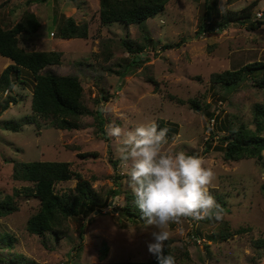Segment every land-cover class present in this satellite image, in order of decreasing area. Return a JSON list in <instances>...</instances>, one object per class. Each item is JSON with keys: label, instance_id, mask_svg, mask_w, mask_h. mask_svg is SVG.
Here are the masks:
<instances>
[{"label": "rangeland", "instance_id": "1", "mask_svg": "<svg viewBox=\"0 0 264 264\" xmlns=\"http://www.w3.org/2000/svg\"><path fill=\"white\" fill-rule=\"evenodd\" d=\"M254 1H258V9L264 12V0H219L218 8L222 13L239 11ZM203 3L204 0H171L156 17L127 26L121 22L102 25L98 15L100 0H0V22L5 28L16 25L26 10L38 16L42 27L39 35H35L36 43L31 46L29 39L22 37L23 47L63 52L62 64L45 71L78 76L84 87V104L91 112L102 113L104 119V134L95 115L85 116V129L74 131L53 129L45 122L40 129L24 126L21 131L13 132L0 124V192L12 195L16 189L28 185L13 179L14 165L36 161L71 163L72 171L92 182L99 193L131 191L128 167L116 159L117 142L106 135L105 129L109 124L134 128L164 120L179 126V133L168 140L165 149L199 153L204 167L215 173V187L211 189L223 194L227 204L222 221L182 218L180 223L170 224V239L186 245L196 263L264 264V247L258 248L256 244L264 239V167L261 166L264 160L226 161L217 139L206 150L217 119L224 122L226 117L232 121L239 118L240 122L251 125L254 105L264 104V89L252 87L250 81L232 91L212 83L214 74L254 62L264 63V25L256 29L234 25L198 35ZM69 17L89 25L87 40L60 38L62 22ZM45 32L46 37L40 35ZM39 37L45 40V45ZM147 38L149 45L137 58L140 66L125 76L114 73H125V66L135 57L128 53L123 40L142 45ZM180 42H183L180 48L164 49L166 44ZM104 48L112 50L111 63L119 65L111 73L104 70L99 57ZM2 66L0 59V70ZM32 87V77L23 72L11 92L18 102L11 104L0 122L20 121L32 114ZM189 100H200L202 110L192 109L186 104ZM208 112L215 115L214 120L209 121ZM80 154L89 157L82 159ZM76 185L75 180L61 183L57 191L73 190ZM106 201L108 206L102 213L96 214V210L89 216L71 218L67 223L68 236L58 241L53 234L41 238L28 233L27 221L38 211L40 202L21 198L19 211L0 220V231L14 238L13 249L0 248V264L1 260L6 264L21 262L22 258L33 264L149 261L153 254L147 246L158 229L145 227V222L124 215L120 211L125 205L122 196H108ZM224 223L232 234L226 241L218 237ZM239 230L241 233L236 234ZM104 243L109 253L102 261L99 254Z\"/></svg>", "mask_w": 264, "mask_h": 264}, {"label": "trees", "instance_id": "2", "mask_svg": "<svg viewBox=\"0 0 264 264\" xmlns=\"http://www.w3.org/2000/svg\"><path fill=\"white\" fill-rule=\"evenodd\" d=\"M171 0H100L99 21L102 25L114 22L125 23L127 26L140 25L150 18H154L164 12ZM219 0H204L202 5L201 19L198 35L211 31L212 29L224 30L234 25L260 28L264 25L263 20H257L258 1H254L245 8L234 11L226 10L220 12L218 8ZM31 6V3L29 4ZM206 22V23H205ZM41 28V21L31 10H26L20 21L11 28H5L0 22V57L9 59L11 64L0 74V117L7 112L11 104L16 105L18 99L11 94L16 82L20 80L22 73H28L33 79L31 110L32 114L24 116L20 121H1L3 128L19 132L24 126L42 127L46 126L62 131H74L85 129L86 124L83 118L87 115H95L94 119L104 134V119L102 113L91 112L84 104V87L78 76H60L52 71H45L47 68L60 66L62 64L63 52L58 50L36 51L28 50L22 45V37H33ZM60 38L62 40L82 39L87 40L90 36L89 25L79 24L73 17L65 18L60 27ZM145 44H137L132 40H123L128 53L135 54L131 63L125 66L124 71L114 73L125 76L131 70L140 66L138 55H142L149 45L150 39H145ZM183 42L176 44H166L165 50L176 49L182 46ZM103 61V68L107 72H113V67L119 66L111 61L114 54L110 48H104L99 54ZM45 71V72H44ZM251 86L260 90L264 89V63L254 62L245 65L237 70H227L214 74L213 85H217L226 91L237 90L241 86L245 87L248 82ZM23 85L24 81H20ZM5 96V97H4ZM107 100L105 95H102ZM179 103H183L179 101ZM186 104L192 109L202 110L200 100H189ZM209 108V105H206ZM252 124L231 120L226 117L224 122L217 119V126L212 130L206 142V150L210 149L212 143L218 141L219 151L223 153L226 161H240L253 159L264 160V104L257 103L253 107ZM210 120H214V114L207 113ZM237 121V122H236ZM159 128H167L168 140H171L179 133L177 124L158 120ZM253 126V127H252ZM221 133H223L221 135ZM188 155L197 156L199 153L190 152ZM79 157L85 159L88 154H80ZM264 167V162L261 163ZM13 179L25 182L28 185L16 189L12 195L0 192V220L19 211V200L37 199L40 202L38 211L30 216L26 229L30 235L45 238L48 234H53L59 241L67 234V223L71 218L89 216L96 210H103L108 206L107 197H123L125 205L120 211L137 221L145 222L142 213L134 203L131 191L122 192L110 190L99 193L93 183L85 179L80 173L72 171V165L68 162H17L14 165ZM75 180L77 185L73 190L59 192L57 185ZM264 189V188H263ZM216 202L226 208V200L223 194L214 189H210ZM191 219V218H188ZM192 220V219H191ZM204 222L209 219L200 220ZM227 223L223 224V229L219 234V239L226 241L232 234L227 228ZM66 229V230H65ZM241 233V230L236 231ZM214 239V237H213ZM14 238L7 232L0 231V248L13 249ZM258 248L264 247V239L256 242ZM165 254L170 253L175 257L176 264H204L196 263L188 250V247L179 244L174 239L166 242ZM207 248V246L205 247ZM109 248L104 243L100 248V260H106ZM23 261H11L9 264H33L22 258ZM1 264H6L1 260ZM125 264H158L156 257L147 262L128 261Z\"/></svg>", "mask_w": 264, "mask_h": 264}, {"label": "clouds", "instance_id": "3", "mask_svg": "<svg viewBox=\"0 0 264 264\" xmlns=\"http://www.w3.org/2000/svg\"><path fill=\"white\" fill-rule=\"evenodd\" d=\"M105 133L117 142L116 159L128 167V186L145 227L158 229L147 246L149 253L158 264H176L172 254H165L170 224L182 218L223 219V208L210 191L215 173L197 156L166 150L168 129L155 122L134 128L109 124Z\"/></svg>", "mask_w": 264, "mask_h": 264}, {"label": "crops", "instance_id": "4", "mask_svg": "<svg viewBox=\"0 0 264 264\" xmlns=\"http://www.w3.org/2000/svg\"><path fill=\"white\" fill-rule=\"evenodd\" d=\"M8 18H11V15L8 16ZM13 19H14V17H12V20H13ZM13 21H15V19H14ZM12 23H13V22H12ZM41 27H42V23H41ZM38 33H39V32H38ZM38 33H37L36 36L39 35ZM40 35L46 37L47 32H45L44 35H42V34H40ZM23 37H25L26 39H29L28 42H29V44H30L31 46H33V45L36 43V41L34 40L35 36H34V37H30V38H29V37H26V36H23ZM39 40H40V43H44V45H45V40H44V39H42V38L39 37ZM52 50H53V49H52ZM47 51H51V50L48 49ZM0 59L3 60V66H2V69L0 70V74H1V73L6 69V67L9 66V65L11 64V62H10L9 59H6V58H4V57H0Z\"/></svg>", "mask_w": 264, "mask_h": 264}, {"label": "built area", "instance_id": "5", "mask_svg": "<svg viewBox=\"0 0 264 264\" xmlns=\"http://www.w3.org/2000/svg\"><path fill=\"white\" fill-rule=\"evenodd\" d=\"M263 18H264V12H259V13H257V20L259 21V20H263ZM62 264H65V263H62Z\"/></svg>", "mask_w": 264, "mask_h": 264}, {"label": "water", "instance_id": "6", "mask_svg": "<svg viewBox=\"0 0 264 264\" xmlns=\"http://www.w3.org/2000/svg\"><path fill=\"white\" fill-rule=\"evenodd\" d=\"M111 205H112V204H111ZM99 212H100V213H102V211H101V210H99V211H97V212H96V214H98Z\"/></svg>", "mask_w": 264, "mask_h": 264}]
</instances>
